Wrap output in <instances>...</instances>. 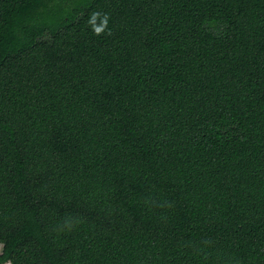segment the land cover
<instances>
[{
    "label": "trees",
    "instance_id": "trees-1",
    "mask_svg": "<svg viewBox=\"0 0 264 264\" xmlns=\"http://www.w3.org/2000/svg\"><path fill=\"white\" fill-rule=\"evenodd\" d=\"M0 245L264 264V0H0Z\"/></svg>",
    "mask_w": 264,
    "mask_h": 264
},
{
    "label": "clouds",
    "instance_id": "clouds-1",
    "mask_svg": "<svg viewBox=\"0 0 264 264\" xmlns=\"http://www.w3.org/2000/svg\"><path fill=\"white\" fill-rule=\"evenodd\" d=\"M111 17L107 12L101 10L92 11L86 21L87 26L95 36L112 35V29L109 27V21ZM82 221L77 217L66 216L62 224L55 230L57 232L71 231L74 227L80 224Z\"/></svg>",
    "mask_w": 264,
    "mask_h": 264
},
{
    "label": "water",
    "instance_id": "water-1",
    "mask_svg": "<svg viewBox=\"0 0 264 264\" xmlns=\"http://www.w3.org/2000/svg\"><path fill=\"white\" fill-rule=\"evenodd\" d=\"M1 246V245H0ZM0 250H1V248H0ZM7 264V263H6Z\"/></svg>",
    "mask_w": 264,
    "mask_h": 264
},
{
    "label": "rangeland",
    "instance_id": "rangeland-1",
    "mask_svg": "<svg viewBox=\"0 0 264 264\" xmlns=\"http://www.w3.org/2000/svg\"><path fill=\"white\" fill-rule=\"evenodd\" d=\"M0 248H1V246H0Z\"/></svg>",
    "mask_w": 264,
    "mask_h": 264
}]
</instances>
